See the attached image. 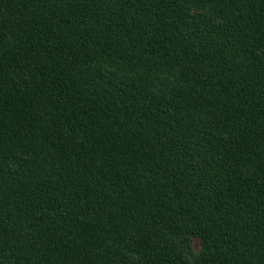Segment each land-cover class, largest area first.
<instances>
[{
    "label": "trees",
    "instance_id": "obj_1",
    "mask_svg": "<svg viewBox=\"0 0 264 264\" xmlns=\"http://www.w3.org/2000/svg\"><path fill=\"white\" fill-rule=\"evenodd\" d=\"M0 264H264V0H0Z\"/></svg>",
    "mask_w": 264,
    "mask_h": 264
},
{
    "label": "rangeland",
    "instance_id": "obj_2",
    "mask_svg": "<svg viewBox=\"0 0 264 264\" xmlns=\"http://www.w3.org/2000/svg\"><path fill=\"white\" fill-rule=\"evenodd\" d=\"M194 245H195L196 247H198V241H197V240L194 241Z\"/></svg>",
    "mask_w": 264,
    "mask_h": 264
}]
</instances>
